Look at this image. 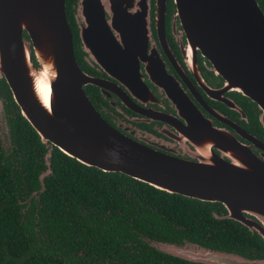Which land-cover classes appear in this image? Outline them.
Wrapping results in <instances>:
<instances>
[{"label":"water","instance_id":"95a60500","mask_svg":"<svg viewBox=\"0 0 264 264\" xmlns=\"http://www.w3.org/2000/svg\"><path fill=\"white\" fill-rule=\"evenodd\" d=\"M172 1L173 29L178 32L176 39L188 67L199 74V52L224 80L219 95L235 90L255 102L260 110L258 121L264 129V12L258 1ZM130 2L76 0L73 5L83 61L117 79L139 76L138 56L156 69L162 63L150 36V0ZM155 3L156 28L161 32L166 0ZM26 14H31L36 25L22 22ZM125 17L137 25L135 47L133 41H126L130 36L123 30ZM159 35L164 46V33ZM141 38L144 45L140 44ZM158 71L156 76L162 81L174 82L161 65ZM3 79L22 116L47 148L39 192L44 189V177L51 172L50 157L57 147L87 166L121 172L170 193L220 202L226 212L214 214L216 218L235 220L264 241V142L246 136L239 127L217 115L246 136L251 145L239 141L228 130L214 126L211 119L182 97L176 100L181 111L178 116L160 117L180 134V139L176 137L178 143L162 146L171 153L140 143L110 125L84 90L87 83L101 85L103 81L89 75L75 56L66 0H0V80ZM36 80L48 88L46 104L36 91ZM1 113L9 123L7 102L0 95ZM196 140L209 141L210 153L200 150ZM176 145L187 152L178 155L173 150ZM253 147L261 151L256 153ZM33 195L37 200V192ZM144 240L160 252L190 262L264 264V258L188 241Z\"/></svg>","mask_w":264,"mask_h":264},{"label":"trees","instance_id":"16d2710c","mask_svg":"<svg viewBox=\"0 0 264 264\" xmlns=\"http://www.w3.org/2000/svg\"><path fill=\"white\" fill-rule=\"evenodd\" d=\"M257 1L264 12V0ZM73 3L66 0L74 52L87 69L78 49ZM0 95L9 116L7 134L0 123V264H203L160 252L144 237L264 258V241L256 232L214 216L226 212L222 203L87 166L57 147L39 192L47 148L4 79Z\"/></svg>","mask_w":264,"mask_h":264},{"label":"flooded vegetation","instance_id":"af4514ba","mask_svg":"<svg viewBox=\"0 0 264 264\" xmlns=\"http://www.w3.org/2000/svg\"><path fill=\"white\" fill-rule=\"evenodd\" d=\"M73 5L72 14H74ZM156 9L155 0H150V36L157 46L159 58L162 61L160 65L175 83L168 80L162 81L159 76H156L160 65L156 69L144 58L140 60V56L137 58L139 76H132V79L129 77L113 78L101 68L88 65L83 61L88 70L82 68L92 77L103 81L101 85L95 83L84 85L86 95L100 115L110 125L140 143L171 153L162 146L171 147L168 142L178 143L176 137L180 139V134L176 128L162 121L160 117L178 116V112L181 111L178 109L176 100L185 98L197 111L211 119L214 126L228 130L239 141L251 145V141L246 137L248 136L264 142V132H261L264 129L258 121L260 113L258 105L235 90L224 91L220 96L218 90L223 86L224 80L215 74L210 62L199 52L197 54L199 74L196 75L184 61L176 39L178 32L173 29V1L171 0L168 5L166 0L163 31L161 32L156 28ZM125 19L127 20L123 25V30L126 35L130 36L126 41L128 43L133 41L131 44L135 47V37L139 33L137 25L132 23L130 17H125ZM175 23L179 24L178 21ZM159 33H164L162 39L167 50L160 41ZM182 39L185 43L184 35ZM167 52L173 58L174 63L171 62ZM123 99L130 101L135 108L128 106ZM217 115L239 127L246 136L237 133L233 125L220 120ZM180 120L185 122L183 118ZM253 149L256 153L261 151L256 147ZM173 150L178 155L187 152V149L177 145L173 146Z\"/></svg>","mask_w":264,"mask_h":264},{"label":"bare ground","instance_id":"6f19581e","mask_svg":"<svg viewBox=\"0 0 264 264\" xmlns=\"http://www.w3.org/2000/svg\"><path fill=\"white\" fill-rule=\"evenodd\" d=\"M125 1H127L128 4H131L130 0H125ZM22 22L24 24H27V25H36V24H34L35 22L31 16V14H26L22 18ZM143 42H145V40H143V38H141L140 44L144 45ZM35 86H36V91H37L38 95L41 97V99L44 100V102L46 104V98H47L48 92H49L48 88L44 87L43 84L40 82V80L35 81ZM195 142L198 145V147L200 148V150H202L204 153H206V154L210 153L209 148H208L209 141L201 142L199 140H196Z\"/></svg>","mask_w":264,"mask_h":264},{"label":"rangeland","instance_id":"374dc122","mask_svg":"<svg viewBox=\"0 0 264 264\" xmlns=\"http://www.w3.org/2000/svg\"><path fill=\"white\" fill-rule=\"evenodd\" d=\"M73 15V19H74V23H75V25L77 26V22H76V17H75V15L74 14H72ZM0 123H1V130H2V134L3 135H5V134H7L8 133V128H7V122H6V119H5V117H4V114L3 113H1V115H0ZM4 139H6L4 136L2 137V140L4 141Z\"/></svg>","mask_w":264,"mask_h":264}]
</instances>
